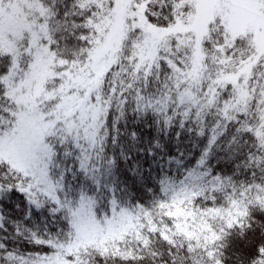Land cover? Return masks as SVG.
<instances>
[{"label": "snow or ice", "instance_id": "1", "mask_svg": "<svg viewBox=\"0 0 264 264\" xmlns=\"http://www.w3.org/2000/svg\"><path fill=\"white\" fill-rule=\"evenodd\" d=\"M57 2L63 0H0V264H145L148 256L153 260L163 256L152 248L155 239L167 245L170 264H184L176 249L191 254V264H223L221 249L230 230L251 227L245 221L253 206L264 211V99L254 98L250 109L225 111L226 105L236 102L238 89L217 82L225 67L222 61L237 71V66L256 58L252 34L236 35L229 31L227 19L217 16L202 39L192 32L169 34L159 45V67L153 65L149 71L148 64L141 63V50L153 42L148 28L167 30L180 21L190 24L195 7L191 0H129L124 16L127 35L115 62L105 56L110 66L97 80L93 52L111 31L109 22L116 21L118 0H72L64 19L55 21L53 27ZM81 30L84 46L73 53L72 60L65 59L55 33L75 35ZM197 42L209 67L199 82L187 80L177 87L172 83L175 70L192 67ZM158 72H162L159 78ZM85 75L92 84L82 86L80 78ZM153 80L161 83L150 94L147 88ZM245 80L249 85L264 82V56L250 78H241ZM186 88L199 102L182 96ZM165 93L171 97L166 107L157 102ZM130 103L159 110L161 116L171 117L174 110L181 119L199 115L205 124L208 115H214L215 127L229 132L233 144L248 149L244 167L251 169L252 178L237 184L217 178L211 196L183 192L151 207H121L113 201L107 213L103 209L94 212L87 204L54 192L58 181L52 180L47 159L53 150L59 155L75 140L86 152H100L112 135L109 115ZM217 190L224 192L223 204L217 202ZM24 199L36 206L43 200L54 201L51 210L56 215L45 230H33L14 220V230L9 232L6 213L15 206L8 201L23 203ZM129 221L135 230L119 240L100 243L103 235ZM93 233H99L96 242L89 243ZM21 240L31 243L34 250L20 247L17 242ZM257 253L249 264H264V238L257 244Z\"/></svg>", "mask_w": 264, "mask_h": 264}, {"label": "trees", "instance_id": "2", "mask_svg": "<svg viewBox=\"0 0 264 264\" xmlns=\"http://www.w3.org/2000/svg\"><path fill=\"white\" fill-rule=\"evenodd\" d=\"M71 5L72 0H63V3L57 2L53 5L56 14L53 27L55 21L64 19L66 9H70ZM81 34L82 30L75 35L55 33L61 54L65 59L72 60L73 53L84 46V41L79 39ZM126 35L127 32L122 38L120 47ZM66 47L72 51L64 52L63 49ZM159 58L160 50L152 60H142L141 63L146 62L148 70L151 71L153 65L159 67ZM205 60L204 52L198 68L191 64L190 69H176L175 80H172L171 76L169 79L177 87L187 80L199 82L209 67L205 64ZM222 63L225 67L221 69L217 82L221 85L231 83L238 89L236 102L226 105L225 111L229 108L240 111L250 109L254 98L257 101L264 99L263 82L249 85L247 80L241 82L238 78L235 82L232 78L231 80L222 78L226 76V72L231 71L232 67L228 61ZM157 75L159 78L162 72H158ZM160 83L156 80L151 81L147 88L148 92L155 94L154 90L160 87ZM182 96L196 100L195 93L191 92L190 88H186ZM170 98L168 93H165V98L157 102L166 107ZM108 119L111 122L112 135L107 138V143L100 152L94 150L86 152L74 140L59 155L53 150L52 155L47 158L49 174L53 181H58V187H54L53 191L67 194L69 199L77 203L87 204L94 212L100 209H103V213L109 212L113 201L121 207L129 205L151 207L183 192H207L211 196L217 178L230 179L234 184L244 183L252 178L251 169L244 167L248 149L242 144H233L229 132L218 130L215 127L217 121L214 115H208V122L205 124L199 115L194 119H181L174 110L171 117L161 116L159 110L137 108L130 103L126 109H118L111 113ZM230 131L235 134L234 129ZM132 133H135L134 137ZM215 194L217 202L223 204L224 192L217 190ZM8 203L15 206V210L9 208L6 213L9 218L6 226L10 233L14 230L11 221H22L28 228L43 231L56 215L51 210L54 203L52 200H43L39 206L33 205L27 199H24L23 203L20 200H10ZM201 203L206 204L208 201ZM32 212H35V215H31ZM175 214L178 215L179 212ZM250 216L245 223L251 224V227L243 230L236 227L230 230V235L226 237V247L221 249L223 264H249L250 260L258 255L257 244L264 238V211L253 206ZM153 218L159 219L155 212ZM135 227L136 225L129 221L119 229L103 235L100 243L119 240L124 233L135 230ZM96 236L90 239L89 243H95ZM8 243L13 246L14 242L10 240ZM17 243L25 250H34V246L27 240ZM152 248L163 256H158L156 260L148 256L145 264H164V261L170 264L167 245L163 241L155 239ZM175 251L178 256L184 258V264H191V254L184 249Z\"/></svg>", "mask_w": 264, "mask_h": 264}, {"label": "rangeland", "instance_id": "3", "mask_svg": "<svg viewBox=\"0 0 264 264\" xmlns=\"http://www.w3.org/2000/svg\"><path fill=\"white\" fill-rule=\"evenodd\" d=\"M191 2L195 7L192 23L185 24L180 21L167 30H160L155 27L148 28L149 33L153 37V42L141 50L142 60H152L160 50L161 41L169 34L192 32L197 35L198 40L202 39L209 30L210 22L217 16L223 15L228 21L229 31L234 32L236 35L242 33L252 34V40L258 55L251 62H246L243 67L237 66V71L226 72V76L222 78H229L230 80L232 78L236 82L238 78L241 80L242 77H249L260 56H264V11H262L264 0H191ZM128 3L129 0H118L116 21L109 22L111 31L105 37L103 43L98 41L99 47L93 52L92 70L96 73L97 80L102 78L105 70L110 65L105 60V56H108L109 60L113 61L122 38L127 32L124 16L127 14ZM109 24H106L105 27H108ZM203 57L202 46L197 42L192 51L191 64L198 68ZM80 82L82 86L93 83V81L87 80L86 75L80 78ZM95 234H91L89 240L95 238Z\"/></svg>", "mask_w": 264, "mask_h": 264}]
</instances>
